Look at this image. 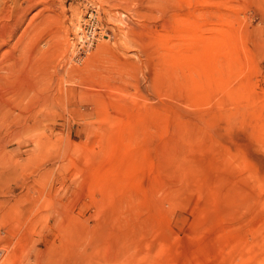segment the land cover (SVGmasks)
<instances>
[{
    "label": "rangeland",
    "instance_id": "obj_1",
    "mask_svg": "<svg viewBox=\"0 0 264 264\" xmlns=\"http://www.w3.org/2000/svg\"><path fill=\"white\" fill-rule=\"evenodd\" d=\"M0 40V264H264V0H0Z\"/></svg>",
    "mask_w": 264,
    "mask_h": 264
},
{
    "label": "built area",
    "instance_id": "obj_2",
    "mask_svg": "<svg viewBox=\"0 0 264 264\" xmlns=\"http://www.w3.org/2000/svg\"><path fill=\"white\" fill-rule=\"evenodd\" d=\"M96 37L97 36L95 35L94 30L85 25L83 34L80 36L76 51L81 55L84 54L93 46Z\"/></svg>",
    "mask_w": 264,
    "mask_h": 264
},
{
    "label": "bare ground",
    "instance_id": "obj_3",
    "mask_svg": "<svg viewBox=\"0 0 264 264\" xmlns=\"http://www.w3.org/2000/svg\"><path fill=\"white\" fill-rule=\"evenodd\" d=\"M4 1H5V0H4ZM1 43H2V41L0 40V45H2Z\"/></svg>",
    "mask_w": 264,
    "mask_h": 264
}]
</instances>
